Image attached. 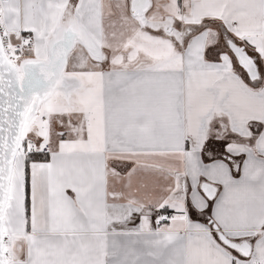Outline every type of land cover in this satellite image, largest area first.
Listing matches in <instances>:
<instances>
[{"label":"snow or ice","instance_id":"1","mask_svg":"<svg viewBox=\"0 0 264 264\" xmlns=\"http://www.w3.org/2000/svg\"><path fill=\"white\" fill-rule=\"evenodd\" d=\"M0 264H264V0H0Z\"/></svg>","mask_w":264,"mask_h":264}]
</instances>
